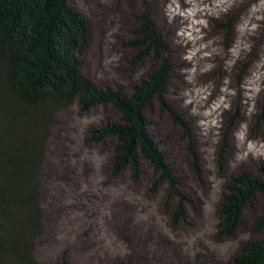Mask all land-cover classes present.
<instances>
[{"label":"rangeland","instance_id":"374dc122","mask_svg":"<svg viewBox=\"0 0 264 264\" xmlns=\"http://www.w3.org/2000/svg\"><path fill=\"white\" fill-rule=\"evenodd\" d=\"M231 1L68 0L88 21L82 73L98 88L129 95L161 58L168 62L161 100L169 110L151 98L147 130L177 192L190 201L182 202L184 221L172 225L178 199L169 197L165 181L152 192L159 174L148 162L141 161L137 183L127 170L110 178L111 145L83 141L90 126L116 121V109L96 105L87 113L76 107L59 112L42 176L44 229L32 247L39 264H58L63 255L71 264H231L244 244L264 241V229L254 226L263 213L262 194L242 207L232 236H218L220 204L231 179L244 173L264 181V121H258L264 109V0ZM175 8L180 17L170 14ZM142 13L162 53L150 48L141 55V48L126 46L140 39ZM244 28L248 37L260 39L242 38L241 50L234 30ZM24 232L20 226L16 234Z\"/></svg>","mask_w":264,"mask_h":264},{"label":"trees","instance_id":"16d2710c","mask_svg":"<svg viewBox=\"0 0 264 264\" xmlns=\"http://www.w3.org/2000/svg\"><path fill=\"white\" fill-rule=\"evenodd\" d=\"M140 20L136 31L140 39L126 46L141 48V55L150 48L162 53L164 47L148 16L142 13ZM88 26L68 0H0V264H39L32 247L44 229L40 196L47 146L54 136L56 116L73 107L83 113L96 105L116 109L118 119L90 126L84 145H111V179L127 170L131 181L137 183L141 161L148 162L159 174L152 192L165 181L169 197L178 199L171 224L185 219L182 202L190 200L177 192V181L159 144L148 133L145 116V107L153 97L161 109L169 110L161 100L168 62L161 58V65L129 95L98 88L82 73L80 56ZM224 26L229 29V23ZM172 118L182 125L179 117L172 114ZM258 121H264V109ZM260 173L264 177V168ZM256 194L264 196V181L244 173L231 179L220 204L219 237L234 234L242 207ZM20 226L26 233L19 236L16 231ZM254 226L255 230L264 229V207ZM58 264L71 262L63 255ZM231 264H264V241L244 244Z\"/></svg>","mask_w":264,"mask_h":264},{"label":"bare ground","instance_id":"6f19581e","mask_svg":"<svg viewBox=\"0 0 264 264\" xmlns=\"http://www.w3.org/2000/svg\"><path fill=\"white\" fill-rule=\"evenodd\" d=\"M234 1L235 0H232L230 3H229V5H231V4H233L234 3ZM223 2V1H222ZM221 2V3H222ZM187 5H189V3L188 2H185ZM224 3V2H223ZM171 4V3H170ZM182 5H184V3H182ZM171 7H175L173 4L171 5ZM232 7V6H231ZM164 9H165V7H163ZM163 8H160V14L162 13V15L164 16V9ZM257 12V10H255L254 11V13H256ZM171 15H173L174 14V16L175 17H180V15H179V12H177L176 11V8H175V10H174V12L173 13H170ZM251 20H253V16L251 17ZM244 24H246L245 22H243ZM250 24H251V22H250ZM250 24H247V26H249ZM246 30L247 29H241V31L240 30H234V34H238V40H239V44H240V47L242 46V43H243V40H242V38L244 39H248V40H250V39H252V41L254 42H256V40L257 39H260L256 34H254V35H252V37L251 36H247L246 34H245V32H246ZM250 33H252V30L250 29V31H249ZM255 33V32H254ZM251 41V40H250ZM245 45V44H244ZM256 45L258 46V45H260V43H256ZM241 50H243V48L241 47ZM258 62V64H259V61H257ZM235 67V65L233 66V68Z\"/></svg>","mask_w":264,"mask_h":264}]
</instances>
